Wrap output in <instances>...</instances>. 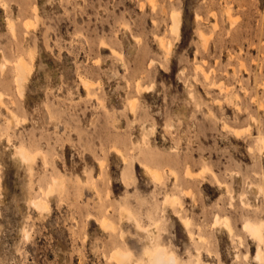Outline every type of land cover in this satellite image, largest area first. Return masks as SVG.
I'll use <instances>...</instances> for the list:
<instances>
[{"label":"rangeland","instance_id":"obj_1","mask_svg":"<svg viewBox=\"0 0 264 264\" xmlns=\"http://www.w3.org/2000/svg\"><path fill=\"white\" fill-rule=\"evenodd\" d=\"M263 139L264 0H0V264H264Z\"/></svg>","mask_w":264,"mask_h":264},{"label":"bare ground","instance_id":"obj_2","mask_svg":"<svg viewBox=\"0 0 264 264\" xmlns=\"http://www.w3.org/2000/svg\"><path fill=\"white\" fill-rule=\"evenodd\" d=\"M179 16H178V14H175L174 15V22H173V25H172V30H173V32L175 33L176 31H178V28H179V25H178V21H177V18H178ZM28 64H26L23 60H18V62L15 64V67H16V69H17V71H18V84H21L20 82H21V80H23L24 78H25V76L28 74V72H29V69H30V67L28 68V66H27ZM31 71V70H30ZM26 79V78H25ZM21 92V91H20ZM241 132V131H240ZM264 140V139H263ZM261 141H262V139H261ZM263 144H264V142H263ZM21 148V147H20ZM22 150V149H21ZM27 154H24V152H20V156L23 158V159H28V157L26 156ZM32 157V156H31ZM30 159V158H29ZM28 159V160H29ZM31 159H33V158H31ZM145 169V168H144ZM147 169V168H146ZM147 172L150 174L151 172H150V170H147ZM148 174V175H149ZM155 177V176H154ZM153 178V177H152ZM155 180H157V179H155ZM51 191V190H50ZM171 200V199H170ZM175 201H177V200H175ZM172 202H174V201H172ZM163 203V202H162ZM167 203V202H166ZM32 204L37 208V209H39V208H43V207H45V204L43 203V202H40V201H33L32 202ZM170 205H172V204H170ZM216 216V215H215ZM216 219V218H215ZM134 221V220H133ZM223 221V220H222ZM218 222V221H217ZM226 222V221H225ZM249 222H251V221H248V223H246V224H244L243 225V229L245 230V231H247V234L249 233L252 237H255V238H257V239H260V235H259V227H260V225H262V224H258L259 225V227H257V226H254V225H252V224H249ZM223 223V222H222ZM227 223V222H226ZM260 223H262V222H260ZM101 224H102V222H101ZM110 225V224H109ZM108 224H107V226H109ZM140 225V224H139ZM139 225H138V227H139ZM135 226H136V224H135ZM141 227V226H140ZM142 228V227H141ZM143 229V228H142ZM141 229V230H142ZM230 231V230H229ZM147 233H149V232H147ZM261 233V232H260ZM264 233V232H263ZM150 235V234H149ZM263 237H264V234H263ZM262 237V238H263ZM148 239H149V237H148ZM152 240V239H151ZM258 241V240H257ZM150 242V241H149ZM260 241H258L257 243H259ZM262 243H264V241L262 240ZM151 245V244H150ZM151 246H153V245H151ZM150 248V247H149ZM117 250V249H116ZM151 250V249H150ZM113 252V251H112ZM162 252H163V250H162ZM161 251H160V253L158 252V254H156V253H154V250H153V253L154 254H156V256H155V258L152 260V263L151 264H176L175 263V259L173 258V256H170V255H167V254H165V253H162ZM261 253V252H260ZM198 254V253H197ZM145 255V254H144ZM150 255V254H149ZM152 255V254H151ZM112 256V255H111ZM114 256H116V260H119V262H120V259H122V258H125V256H124V254L122 253V252H119L118 250L117 251H115L114 252ZM130 257V256H129ZM117 258H119V259H117ZM112 259V258H111ZM129 258H127V260H128ZM261 259V258H260ZM126 260V259H125ZM126 260V261H127ZM148 260V259H147ZM198 260V259H197ZM263 260V259H262ZM186 261V260H185ZM195 261V260H194ZM122 263H123V261H121ZM146 262V261H145ZM151 262V261H150ZM149 262V263H150ZM196 262V261H195ZM198 262V261H197ZM130 263V262H129ZM193 263V262H192ZM116 264H117V261H116ZM118 264H121V263H118ZM185 264V263H184ZM188 264H190L189 262H188ZM196 264V263H195ZM198 264H200V263H198Z\"/></svg>","mask_w":264,"mask_h":264}]
</instances>
